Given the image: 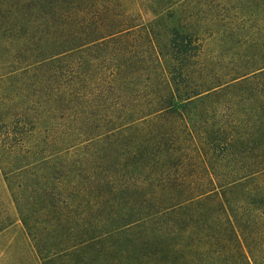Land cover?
<instances>
[{
	"label": "trees",
	"instance_id": "trees-1",
	"mask_svg": "<svg viewBox=\"0 0 264 264\" xmlns=\"http://www.w3.org/2000/svg\"><path fill=\"white\" fill-rule=\"evenodd\" d=\"M136 4L0 0V169L35 257L264 264V0Z\"/></svg>",
	"mask_w": 264,
	"mask_h": 264
},
{
	"label": "rangeland",
	"instance_id": "rangeland-1",
	"mask_svg": "<svg viewBox=\"0 0 264 264\" xmlns=\"http://www.w3.org/2000/svg\"><path fill=\"white\" fill-rule=\"evenodd\" d=\"M146 2L147 0H137L138 10H142L144 13L143 18L138 19L135 23L151 19V14L149 12L145 13V10H147L145 8ZM0 219L8 221V225L0 231V264H40L35 257L33 245L23 228L21 219L7 190L1 169ZM262 240L261 242L256 240L254 244H251L253 251L258 254L257 256L264 255V237ZM235 263L241 264L242 262L236 260Z\"/></svg>",
	"mask_w": 264,
	"mask_h": 264
}]
</instances>
